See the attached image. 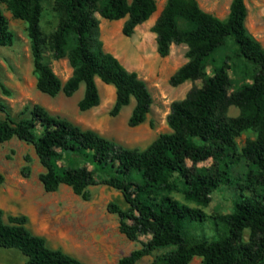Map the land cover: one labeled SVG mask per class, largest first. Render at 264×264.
Segmentation results:
<instances>
[{
	"label": "trees",
	"instance_id": "16d2710c",
	"mask_svg": "<svg viewBox=\"0 0 264 264\" xmlns=\"http://www.w3.org/2000/svg\"><path fill=\"white\" fill-rule=\"evenodd\" d=\"M0 2L13 17L26 23L40 92L71 96L83 83L77 107L86 111L99 104L97 76L115 88L111 115H116L133 97L135 103L127 124L133 127L145 121L153 101L146 81L104 50L94 12L108 20L126 18L121 32L130 36L156 10L155 0H55L60 17L48 37L39 25L41 0ZM245 17L244 0H231L225 19L203 11L196 0H166L151 28L156 35V51L165 57L172 44L187 46V60L169 77L172 86L200 77L207 57L228 36L238 45L240 55L257 65L258 70L251 82L229 93L227 67L217 66L201 86L171 102L166 117L170 131L160 133L144 149L117 145L92 129L49 113L39 104L25 106L28 116L15 119L0 102L4 112L0 118V143L15 137L33 146L44 168L38 178L45 191H54L63 184L88 199L89 186L104 184L121 192L127 208L109 202L107 211L118 216L119 231L128 239L136 240L140 235L147 239L116 264H135L154 250L165 248L169 249L157 257L156 264H188L194 256L201 257L200 264H264V48L246 30ZM13 40L14 32L0 7V45H10ZM46 48L53 59L67 58L72 72L65 81L45 60ZM229 105L237 106L239 114L227 116ZM247 129H253L256 135L245 141L241 155L259 173L247 172L231 212L212 216L216 239L191 235L190 224L207 217L200 206L210 202L211 193L220 184L233 182L224 151L234 146L235 137ZM211 157L217 161L215 175L194 172L187 164V160L195 164ZM77 159L93 168L75 163ZM97 172L100 178H96ZM3 180L0 174V185ZM177 180L182 182L180 189ZM178 190L184 200L197 206L171 194ZM7 220L0 208V247L18 250L25 257L24 264H88L48 246L44 237L27 228L25 215H9ZM245 229L249 236L242 242Z\"/></svg>",
	"mask_w": 264,
	"mask_h": 264
},
{
	"label": "rangeland",
	"instance_id": "374dc122",
	"mask_svg": "<svg viewBox=\"0 0 264 264\" xmlns=\"http://www.w3.org/2000/svg\"><path fill=\"white\" fill-rule=\"evenodd\" d=\"M196 1L203 11L218 19L227 17L231 3V0ZM165 2L166 0H155L156 13L159 9L162 10ZM244 3L246 6L244 26L264 48V0H244ZM41 6L39 25L43 34L48 37L56 29L60 13L56 9L55 0H41ZM0 7L14 32V40L10 45H0V102L7 106L11 116L15 119L26 117L28 109L24 110V107L39 104L49 113L64 117L83 129H92L126 148L144 149L160 133L170 131L166 117L171 102L182 99L191 88L201 86L204 79L212 75L217 66L225 64L227 67L229 93L251 82L258 70L257 65L240 55L238 45L232 36H228L207 57L200 77L172 86L169 77L187 60L185 57L187 46L184 43L172 44L169 54L161 57L156 51L155 44V53L159 58L156 70L143 71L142 67L138 71L152 95L151 108L144 122L131 127L127 124V119L133 107L132 102L123 106L116 115H111L115 91L102 88L105 83L100 79L96 80L97 88H100L99 104L86 111H80L77 107V101L83 93V83L71 96H65L61 92L50 96L40 92L36 88V74L33 70L26 23L13 17L4 3L0 2ZM94 15L102 23L116 24L114 22L117 20L101 18L98 12H94ZM118 35L113 37L116 52L120 54L118 49L122 48L127 51V58L124 57L122 61L140 65L142 59L138 49L140 48V52L148 51L151 47L148 40L142 39L139 32L133 36H125L119 29ZM152 42L156 43L155 38ZM44 55L45 60L62 81L71 75L72 68L66 57L53 59L48 48L45 49ZM151 56L155 58L153 54ZM239 112L237 106L229 105L225 114L236 116ZM3 117L4 112L0 110V118ZM255 135L253 129L244 130L235 137L234 146L225 149L224 156L230 161L229 176L233 178V182L220 184L211 193L210 202L206 206H200L207 217L203 221L190 224L188 231L191 235L209 240L216 239L218 236L215 235L216 225L212 216L231 212L232 201L239 194V184L245 183L247 172L253 170L255 174L259 173L241 155V147L245 141L254 138ZM75 163L93 168L92 164L82 159H77ZM187 164L194 172L206 175L217 173V161L212 157L195 164L187 160ZM42 171L44 168L31 144L15 137L0 143V174L4 177L0 185V208L4 221H8L9 215H25L27 228L32 233L44 237L48 246L60 248L88 264H116L120 257L139 248L147 239L145 235H140L136 240L128 239L119 231L118 216L107 211L109 202L127 208L128 204L119 190L104 184L92 185L88 187L90 193L88 199H83L73 193L69 186L63 184L54 191H45L38 178ZM95 176L101 177L98 172ZM135 179L138 180V177ZM177 186L179 189L183 187L180 180H177ZM244 192L251 194L247 189ZM171 194L190 206H197L184 200L179 190ZM248 236L249 230L245 229L241 241H247ZM168 249L154 250L135 264H156L157 257ZM200 260L201 257L194 256L188 264H200ZM24 261L25 257L18 250L0 247V264H24Z\"/></svg>",
	"mask_w": 264,
	"mask_h": 264
},
{
	"label": "crops",
	"instance_id": "0c3cea01",
	"mask_svg": "<svg viewBox=\"0 0 264 264\" xmlns=\"http://www.w3.org/2000/svg\"><path fill=\"white\" fill-rule=\"evenodd\" d=\"M160 10L161 9H159V12H160ZM159 12H157V13H156V11L153 12L149 16L148 19H146L144 22L138 24L135 27L134 32L130 35V36H133L136 32H139L142 35V39L146 38L148 40L150 46H151L148 51L140 52V48L138 49L139 56L142 59V62L140 65H132V64H130L128 59H127L128 64L122 61V59L124 57L127 58V51L125 48L118 49L120 54H118V52H116V50H115V45H114L115 40H113V37L118 35V31H119V29L122 28L123 23H124L126 18L117 19V21L114 22V23H116L115 25H113L110 22L102 23L101 20L98 19L99 20V31H100V35H101L100 39L102 41V45H103V48L105 49V51L113 54L129 70L135 71L138 75H139L138 71H139V69H142V67H144L143 71H148V72L155 71L157 66H158L157 61L159 60V58H158L157 54L155 53V44L156 43L152 42V40L156 37V35L154 32L151 31V28H152L153 24L155 23V20L158 17ZM118 36H120V35H118ZM120 37H122V36H120ZM152 54L155 56L156 59L151 56ZM162 67L165 68V65L162 64ZM97 79H99V78L97 76H95V81ZM102 88H109L110 90L115 91L114 86L111 84H103ZM83 90H84V88H83ZM98 90H100V88H98ZM130 102H132V104L134 105L135 100L133 97L130 99Z\"/></svg>",
	"mask_w": 264,
	"mask_h": 264
}]
</instances>
